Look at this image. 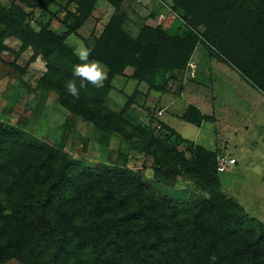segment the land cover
Listing matches in <instances>:
<instances>
[{"label":"trees","instance_id":"1","mask_svg":"<svg viewBox=\"0 0 264 264\" xmlns=\"http://www.w3.org/2000/svg\"><path fill=\"white\" fill-rule=\"evenodd\" d=\"M55 1L22 0L42 11ZM68 1L76 4L69 13L73 31L97 0ZM106 1L114 12L89 48L108 79L102 88L82 89L78 100L65 88L79 63L73 48L48 25L25 24L26 11L17 3L0 7V47L12 37L21 51L32 49L30 61L43 58L46 70L37 85L55 92L68 114L91 124L97 147H108L117 136L120 146L132 144L150 156L160 175H185L209 197L179 207L145 191L140 170L116 173L125 147L115 154V165L76 169L65 151L0 123V264L10 258L24 264H264V228L243 227L242 207L218 190L216 151L196 145L187 157L156 137L150 122L134 124L105 104L112 80L127 67L132 79L159 89L157 73L182 71L199 42L245 76L246 63L256 61L264 92V0H172L187 27L164 30L150 13L135 36L123 27V0ZM203 117L192 106L183 115L196 125Z\"/></svg>","mask_w":264,"mask_h":264},{"label":"rangeland","instance_id":"2","mask_svg":"<svg viewBox=\"0 0 264 264\" xmlns=\"http://www.w3.org/2000/svg\"><path fill=\"white\" fill-rule=\"evenodd\" d=\"M12 3L26 11L25 24L35 29L48 25L73 50L77 43L93 45V38L114 12L106 0H97L91 16L72 31L75 19L69 13H75L76 4L68 0H56L45 11L28 7L22 0H0V7L7 9ZM120 8L125 14L123 27L133 36L150 13H155L164 30L179 28L180 32L187 27L183 10H174L172 0H123ZM197 30L202 32L203 27ZM4 45L0 47V123L16 126L28 136L65 151L77 161L76 169L88 167L98 172L106 165H115V154L125 147L127 156L123 164L117 163L116 173L140 170L145 191L179 207L194 206L209 197L185 175H160L150 156L136 151L132 144L120 146L117 136L108 147H97L98 133L91 124L68 114L57 103L55 92L42 91L37 85L46 70L43 58L30 61L32 49L21 51L15 38H7ZM207 45L197 43L182 71L157 73L154 82L159 89L132 79L133 68L127 67L124 75L112 80L105 104L134 124L150 122L156 137L187 157L200 145L219 156L235 158L233 165L217 173L218 190L242 207L239 219H243V227L264 228V92L257 62L246 63L245 76L214 56L217 49ZM190 106L204 116L199 125L183 118ZM2 264L24 262L10 258Z\"/></svg>","mask_w":264,"mask_h":264},{"label":"clouds","instance_id":"3","mask_svg":"<svg viewBox=\"0 0 264 264\" xmlns=\"http://www.w3.org/2000/svg\"><path fill=\"white\" fill-rule=\"evenodd\" d=\"M91 54L92 50L83 43L74 46L73 55L77 57L79 63L72 69L75 79L68 80L65 88L67 94L76 100L80 98L82 89H87L89 85L102 88L108 79L106 66L99 60L90 59Z\"/></svg>","mask_w":264,"mask_h":264},{"label":"built area","instance_id":"4","mask_svg":"<svg viewBox=\"0 0 264 264\" xmlns=\"http://www.w3.org/2000/svg\"><path fill=\"white\" fill-rule=\"evenodd\" d=\"M235 163V158L227 156V155H221L217 157V172L221 173L226 170V168L230 165H233Z\"/></svg>","mask_w":264,"mask_h":264}]
</instances>
